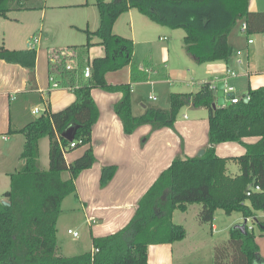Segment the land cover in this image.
<instances>
[{"label": "trees", "instance_id": "1", "mask_svg": "<svg viewBox=\"0 0 264 264\" xmlns=\"http://www.w3.org/2000/svg\"><path fill=\"white\" fill-rule=\"evenodd\" d=\"M249 0H94L98 10V27L85 30L87 41L93 45V37L104 53L88 60L86 65L76 62L79 76L74 74L68 82L61 74L53 73L54 80L67 85L75 81L72 90L75 100L66 107L44 111L28 120L19 129L25 137L20 154L22 166L10 174L9 189L2 193L0 201V264H147V248L151 244L171 243L186 235L185 228L172 221L175 209L186 210L188 204L200 203V222H211L216 209L226 214L240 212L244 219L251 218L264 235V221L257 219L264 212V84L249 87L247 101L240 98L229 105L213 107L216 98L212 82H204L194 93L173 92L169 95V107H147L140 115H134L131 107L130 83L111 84L105 79L108 71L118 70L132 62L135 43L131 38L115 34L113 25L120 15L131 8L151 20L185 31L183 43L196 63L212 61L229 62L232 48L228 35L238 21L247 25V35L264 32V11L248 9ZM44 0H0V16L11 10L39 9ZM232 51V52H233ZM36 49H9L0 44V59L20 64L33 73ZM79 64V66H78ZM81 65V66H80ZM90 67V76L83 70ZM93 88L110 93H121L112 105L119 117L123 132L133 133L142 124L153 128L174 127L177 114L184 106L204 107L208 113L207 143L201 156H175L169 166L154 180L139 199L135 212L126 225L118 231L92 237L93 250L77 255L58 253L57 220L63 200L75 193V180L84 169L96 161L92 145L81 155L67 163L64 154L89 144L99 110L91 95ZM40 102V100H39ZM76 125L75 147L66 149L71 141L61 133ZM49 139V165L42 169L39 161V140ZM245 137H258L245 143ZM223 142H238L245 152L238 156L221 157L215 147ZM228 160L236 162L239 173H226ZM116 166L102 168L101 179L105 183ZM69 172L63 178L62 173ZM258 185L260 190H252ZM241 225V224H240ZM244 230L237 224L230 227L226 240L213 248V264H264L255 241L253 226L245 224Z\"/></svg>", "mask_w": 264, "mask_h": 264}, {"label": "crops", "instance_id": "2", "mask_svg": "<svg viewBox=\"0 0 264 264\" xmlns=\"http://www.w3.org/2000/svg\"><path fill=\"white\" fill-rule=\"evenodd\" d=\"M49 1L53 2L45 3V5L40 8L42 24L43 21H46L45 24H48L50 27V24L54 21L58 23V19H63L67 25L72 27V29L82 31L83 33H85L86 29L93 31L98 27L99 15L94 1ZM61 8H76L83 10L74 12H69L71 10H64V12H54L51 14L55 11L54 9ZM131 9L120 15L115 21L113 25V32H115V34H118L116 28L120 19L124 16L127 17L128 25L130 29L133 30V14ZM248 9L251 11H264V0H249ZM49 11L52 12L49 13ZM9 12L6 17L0 16V30L3 37L5 36V31L2 28H4L6 23H9V20H12L11 17H9ZM66 13H69L67 16L68 18L63 17V15H67ZM35 36L38 41L33 44L36 49V58L32 74L29 69L20 64L8 63L5 60L0 59V200H3L2 193L9 189L10 174L16 172L23 164L20 154L23 150L25 137L19 132H9V129L17 130L28 120L21 117L17 123L13 125L12 115L14 103L20 105V113H22L21 108H23L25 104L35 105L32 109L30 108V113L34 114L32 113V110L35 107L46 109L48 106L51 111H57L75 100V94L69 88L65 89L60 87L50 89L49 76L56 72L57 75L61 74L66 82L70 80L73 74L78 77L79 72L75 69L76 62L78 61L77 54L72 52L69 61H66L63 58L60 61V64H57V62L53 61L51 57L49 59L47 50H45L49 48L47 45L39 47L44 34L40 31L37 34H33L31 38ZM254 38V43L250 45L246 44V39L245 46L235 47L231 44L234 51L232 50L233 52L231 53L229 62L221 60L205 62L206 65H209L208 70L210 72L207 80L209 82L216 81L217 83L220 79L225 78L227 69L234 70L236 72V77L239 76L240 78L244 77L246 79L243 83L239 80L240 83L238 89L233 86L234 84L232 85L234 87L233 93L235 96L236 93L243 96L246 94L249 87L256 88L263 85L264 36L262 34H255ZM2 39L4 40V38ZM3 40L0 44L9 49L21 50L31 47L29 42L26 43V45H17L16 42L20 41V35L18 34L11 38V44L6 41L4 43ZM86 41L87 36L85 41L80 40L78 42L81 43L80 45H83ZM92 42L93 45L90 47H100V50H96V48L92 49V54L95 55L94 57L102 56L104 51L98 44V38L93 37ZM71 44L78 46L77 43ZM42 48L44 50H42ZM237 49L242 50L240 55L236 54ZM163 52L166 55L165 58H167L168 51L165 47H163ZM232 57H234V59ZM233 60L236 66H233ZM49 63H55V65H50ZM68 63L72 64L74 70H64V66ZM216 63H222L223 66L220 68L217 65L219 68L216 69ZM250 64L253 67H250ZM145 66L151 67V61L144 65V67ZM122 68H125L123 72H120L122 71L120 69L109 71L108 73L111 74L106 73L105 79L111 84L130 83L132 85L131 107L134 115L142 114L147 107L167 109L169 107V95L173 92H182L174 90V80L169 78L159 79L156 77V73L153 69H150L149 72H145L147 75L144 84H150L153 88L157 84L160 85L161 82L163 83V91L161 94H158V97H155V99H152L149 96L147 97L155 102H146L145 96L139 95L135 90V86H138L139 82H135L138 79L135 75L133 77L131 66L128 64ZM139 72V69H137L135 73L137 74ZM231 80H234L233 77L228 78V83H230ZM56 90L59 92L62 90L72 91L73 95L61 94L55 96L52 93ZM194 92L185 91L182 93ZM91 95L99 110V117L92 129L91 141L89 144L78 147L76 149L78 150L77 152L73 151L70 158L67 153L64 154L67 163H70L73 159L81 155L87 146L92 145L96 157L95 163L90 168L81 171L76 178L75 193L68 195L61 205V212L56 224V235L58 250H62L64 253H61V255L65 256L91 251L93 250L91 241L92 237L105 236L121 229L133 216L139 199L151 186L157 176L169 166L175 156L190 157L192 156L190 154H194L208 145V113L207 109L204 107L194 108L192 113H181V116L179 117L178 114L182 110V107L177 114L173 128L161 127L155 129L150 124H142L137 127L133 133L127 135L123 132L122 123L112 108V105L121 98L122 94L118 92L110 93L99 88H93L91 90ZM202 113H206V116L202 115ZM21 134L23 135L24 140L20 137ZM257 139L258 137H245L243 140L254 142L257 141ZM224 147L226 149L229 148L232 152L242 151L232 142L220 143L219 146H217L216 151L222 152L221 148ZM46 148L47 147H45V150H47ZM231 151L230 153H232ZM47 164L49 165V159ZM38 165L42 169L48 168V165L45 167L40 165L39 162ZM107 165H115L116 168L110 178L103 183V180L101 179L102 168ZM62 177H69V172H63ZM194 204L199 203L188 204L186 210H180L182 211L183 216L188 212L189 207ZM193 207L195 208L196 206ZM198 207L196 210L197 214L201 204L200 207ZM178 210L179 209H175L173 211L172 221L185 228V237L171 243L149 245L147 248V264H186L184 259L187 257L192 246L185 245V242L189 237V231L183 224L184 221L181 219H179L180 221L175 220V218H177L175 217L176 211ZM258 213H260V217L264 218V212ZM64 219L68 220L66 231L71 229L77 231L79 234L77 239L73 240L71 244H68L69 242L61 239L60 229L62 222H66ZM212 221L211 231H221L222 229L219 230L217 224ZM197 222H199L198 217ZM243 222L244 218L237 224H242ZM246 223H248V219L246 220ZM75 226L79 227L80 231H78ZM229 226L230 224L228 227ZM80 234L83 235L79 237ZM224 240H226V238H212V249L218 242ZM199 241L200 239H196L193 243L194 247L192 248L197 250V253L202 254L203 247L202 245H199L201 244ZM255 241L258 244L260 256L264 258V237L258 236L255 238Z\"/></svg>", "mask_w": 264, "mask_h": 264}, {"label": "rangeland", "instance_id": "3", "mask_svg": "<svg viewBox=\"0 0 264 264\" xmlns=\"http://www.w3.org/2000/svg\"><path fill=\"white\" fill-rule=\"evenodd\" d=\"M43 0H34V2L41 3ZM69 1V0H63V2ZM94 1V0H89ZM110 1V0H105ZM53 1L44 0L45 3H51ZM55 11H49L52 12H64V10H71L69 12L74 11H80L83 9H76V8H61V9H54ZM132 18H133V30L130 29L128 25V19L126 16L122 17L117 25L116 32L119 35L130 37L135 42V51L133 55L132 62L129 64L131 66V69L133 70V77H135L138 80H134L136 83L139 82L138 86H135L136 92L139 93V95L145 96L146 102H155L151 99H148L147 97L155 96L158 97V94H161L163 91V83L160 82V85L157 84L155 87H151L150 84H144V81L146 80V71L149 72L150 69H153V71L156 73V77L159 79H172L175 81L174 90L175 91H182V92H194L198 90L200 87V84L203 82L208 81L209 77V65H206V63H195L193 59L191 58V55L187 52L185 49L184 43H183V37L185 35V31L183 28L180 27H169L166 25L159 24L153 20H151L148 16L142 14L138 11L136 8H132ZM66 12V11H65ZM67 15H63V17L68 18L67 16L69 13H66ZM41 9H25L21 11L12 10L9 12V17H11L12 20H9V23H6L4 28L5 36L3 37L0 30V43L4 38L5 41L9 44L12 43L11 38L18 34L20 35V41H17V45H26V43L29 42L30 39H32L33 34H37L38 32H42L44 34V37L42 38L39 47L42 45H47L49 48L45 49L47 50V55L53 59V61L57 62V64H60V61L64 58L66 61H69L70 54L74 52L78 56V63L81 65H86L88 60H91L95 55H93V48H96V50H100V47H88L84 48L80 44V40L85 41L86 36L85 33L82 31L72 29L69 25L65 23L63 19H58V23L54 21L51 23L50 27L48 24H45L46 21H43L42 24V16H41ZM51 16V15H50ZM18 19V21H17ZM126 22V23H124ZM240 21L237 22L235 27L231 30V32L228 35L229 42L235 46H245V36L240 31ZM1 29V28H0ZM41 29V30H40ZM114 31V30H113ZM115 33V32H114ZM55 36V38H54ZM70 41V42H67ZM71 43H77L78 46H74ZM76 44V45H77ZM23 47V46H20ZM163 47H165L168 51L167 58L166 55L163 52ZM42 50H44L42 48ZM234 59V57H232ZM50 61V60H49ZM151 61V67H147V63H150ZM50 65H55V63H49ZM78 64V66H79ZM233 66H236L234 60L232 61ZM80 65V66H81ZM150 65V64H149ZM216 69L219 67L221 68L223 65L222 63H216ZM219 67H218V66ZM127 66V65H125ZM250 67H253L250 64ZM139 69V73H135L136 70ZM119 70V69H118ZM120 72H123L125 68H120ZM116 71V70H115ZM109 72V71H108ZM107 72V73H108ZM111 74V73H108ZM114 74V73H113ZM118 74V73H117ZM121 74V73H120ZM134 79V78H133ZM234 80H231V85H233L235 88L238 89L239 83H243V81H246V79L240 78L239 76L233 77ZM61 86L65 89H68L65 85L61 84ZM53 95H61V94H71L73 95L72 91H64L61 92L55 91L52 93ZM236 96L242 97L236 93ZM35 105L33 104H25L23 108H21L20 113V105L18 103H14L13 105V125L17 123L19 118H25L26 120H31L33 117H36L40 115L41 113H30V108L32 109ZM41 108V106H40ZM190 108V109H187ZM194 108L198 107H192V106H184L178 116H181V113H192ZM22 114V116H21ZM202 115L206 116V113H202ZM21 138L24 137L21 134ZM245 143H252L247 140H243ZM255 142V141H254ZM235 143L242 151L240 152H232L229 148L226 149L221 148L222 152L216 151L217 154H219L221 157H229V156H238L244 152V145L238 142H232ZM40 146V159L39 164L42 166L47 167L48 162V146H49V139L47 137L41 138L39 142ZM220 144V143H219ZM216 145L215 150L217 148ZM223 146V145H221ZM45 147H47L45 150ZM77 148L73 149L70 152H67L68 157L70 158L71 154H73V151ZM201 150V149H200ZM199 151V150H198ZM197 152L194 154H190L193 156L197 155ZM230 151L232 153H230ZM226 173L229 175H236L239 173V166L236 162L232 160H228L226 163ZM9 188V186H8ZM7 188V189H8ZM1 201V200H0ZM193 206H196L195 208ZM193 206L189 207L188 212L185 213L183 216L182 211L178 210L176 211L175 220L180 221L179 219L183 220V224L185 227H187L189 231V237L187 241L185 242L186 246H193V243L196 239H200L199 245H202L203 251L202 254L197 253L198 251L193 249L191 247L190 252L188 253L187 257L184 259L186 264H213V249L211 246L212 238H226L229 236V229L230 227L236 225L238 222H241L243 220V217L240 212H231V214H226L224 210L222 209H216L213 223L217 224L218 229L221 231H211V222H200L199 219L197 222L198 214L196 212L197 207H200L199 204H194ZM198 207V208H199ZM201 208V207H200ZM200 210V209H199ZM199 212V211H198ZM196 213V214H195ZM260 213H257V219L260 221H264L263 217L259 216ZM248 228L250 226H253V231L256 235V237H264V235H261L259 228L257 225H255L251 218H247ZM246 219V220H247ZM245 220V219H244ZM66 222H62V226L60 229L61 233V239L69 242L68 244H71L73 240L77 239V237H74L72 234L67 233L66 227L68 220L64 219ZM230 226L228 227V225ZM250 225V226H249ZM75 228L80 231V228L75 226ZM83 234H80L79 237H81ZM203 237V238H201ZM255 237V238H256ZM58 252L64 253L62 250H58ZM201 256V257H200Z\"/></svg>", "mask_w": 264, "mask_h": 264}, {"label": "built area", "instance_id": "4", "mask_svg": "<svg viewBox=\"0 0 264 264\" xmlns=\"http://www.w3.org/2000/svg\"><path fill=\"white\" fill-rule=\"evenodd\" d=\"M239 29L242 32V34L245 36L246 44L247 45L253 44L254 43V40H255V38H254V35L255 34L247 35V33H246L247 25H246V23L244 21H241L240 22V28ZM258 34H262L264 36V32L258 33ZM37 41H38V39L35 36V37H33L29 41V45L30 46H33V44L36 43ZM241 53H242V50L241 49H237L236 50V54L237 55H240ZM64 70L65 71H71V70H74V67L72 66L71 63H68V64H66L64 66ZM235 75H236V72L234 70L227 69L225 78H222V79L219 80V81H223L224 82V91H225V93H228V94L232 95L231 98H230L231 103L232 102H234V103L235 102H238V100L240 98H242V97L248 99V95H245V96H242V97H238V96H235L234 95V93H233L234 87L230 83H228V78L234 77ZM83 76L84 77L90 76V67L89 66H86L84 68V70H83ZM75 82L72 83V84H68L66 87L69 88V89H71V90H73L74 87L76 86ZM49 84H50V86H49L50 89H55V88L62 87L61 84H59V82H57L56 80H54L53 75H50L49 76ZM215 87H216V81L212 82L211 89H215ZM151 98L152 99H155V96H152ZM43 111H44V109H39L38 107H35L32 110V113H34V114L35 113H39V112L41 113ZM75 145H76V142L71 141L70 142V145L68 147H66V149L73 148V147H75ZM252 190L258 191V190H260V187L258 185H255V186L251 187V189L248 190L247 194H250ZM249 229H251V226L249 227ZM67 233L72 234L74 237H78V235H79L77 231L71 230V229H68L67 230ZM96 250L97 249H94L93 251H96Z\"/></svg>", "mask_w": 264, "mask_h": 264}, {"label": "water", "instance_id": "5", "mask_svg": "<svg viewBox=\"0 0 264 264\" xmlns=\"http://www.w3.org/2000/svg\"><path fill=\"white\" fill-rule=\"evenodd\" d=\"M232 53V48H230L229 50V55H231ZM213 93L215 95V102L213 103V107H217V106H225V105H229L231 103L230 98L232 95L225 93L224 91V82L223 81H218L216 83V87L215 89H213ZM245 101H247L246 98H244ZM77 126L76 125H71L70 127L66 128L62 133L61 136L63 138H65L68 141H72L75 137V132H76ZM204 153V149H201L198 151L197 156H201ZM1 202L4 205H9V202L6 200H1ZM246 224V219L244 220V222L240 225L237 224L238 226H240V228L242 230H244V226Z\"/></svg>", "mask_w": 264, "mask_h": 264}]
</instances>
